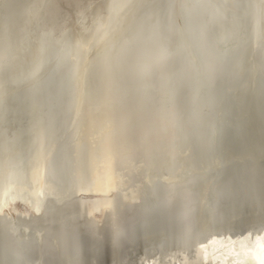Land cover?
<instances>
[{
    "label": "water",
    "instance_id": "95a60500",
    "mask_svg": "<svg viewBox=\"0 0 264 264\" xmlns=\"http://www.w3.org/2000/svg\"><path fill=\"white\" fill-rule=\"evenodd\" d=\"M37 1L28 0L27 6ZM141 7L142 13H137L132 21L134 27L116 45L119 57L114 60V68L104 65V62L97 64L87 86L89 88L90 85V89H86L83 109L115 116L114 110L124 111L120 97L127 99L135 95L140 98L141 108H135L136 103H132V107L130 103L127 108L130 116H134L133 109L147 114L142 116V131L149 154L135 150L136 145L132 142L137 136L130 138L133 135L130 130H135L134 125L137 124H131V129L127 130L128 137L122 141L134 148V160L141 172L140 175L134 171L127 172L128 184L120 185L122 190L116 189L122 193L116 196L115 211L101 225L86 223L90 214L83 210L85 202L73 204V195L68 192L69 188L80 190L105 178L99 172L101 170L88 165L93 155L90 156L88 152L92 145L87 136L82 140V151L83 148L88 151L79 157L74 155V151L70 153L76 133L71 93L55 68L39 80L48 63L65 60L61 62L64 64L69 55L76 52V37L65 40L61 30L65 25L55 23L51 7L45 6L42 11L35 8L27 10L31 19L27 20L26 29L19 31L17 47L12 45L13 42L8 44L11 54L17 51L24 62L29 54L35 52L38 56L19 64L24 70L20 74L14 71L11 61L3 54L0 83L6 80L2 85L9 84L16 88L38 83L0 102V145L8 149L11 163L23 170L35 164L38 153H46L45 167L56 199L53 208L71 211L69 223L73 225L74 236L73 244L66 243L62 237L57 241L59 232L53 227L57 216L50 213L53 209L50 207H47L49 218H46L53 224L47 229L35 224L26 228L22 223L0 220V264H46L49 259L62 258L68 252L76 256L79 264H92L84 259L82 251L95 254L97 262L105 264V259L101 258L104 248L101 240L105 233L112 230L117 241L131 245L128 255L133 256L131 252L138 243L143 247L142 250L136 248L138 253L156 243L186 244L201 232L264 217V160L260 159L264 157V144L261 150L253 144L251 140L256 137L245 131L249 122L245 126L230 123L236 119V113L241 112L239 117L246 120L250 118L259 123V119L258 135L264 134V35L258 36L262 19L254 0H142L133 10L138 12ZM88 10H92L91 7ZM99 20L100 14L96 12L88 11L81 16L80 22L87 24L85 28L83 26L84 33L92 32ZM13 25L11 31L16 35L15 30L23 22L19 20ZM138 42H142L141 46ZM128 67L131 77L125 70ZM104 88L108 90L106 94L99 91ZM149 89L161 94L150 97L146 91ZM110 94L114 98L109 97ZM243 96L251 97L250 113L237 111L245 105L242 104ZM162 98L166 101L162 102ZM232 101V104L229 103ZM9 103L15 106L10 111ZM26 105L28 109H35L36 118L29 112L22 115ZM107 108H110L108 112ZM158 118L165 120V128L168 122L172 135L159 134L164 130ZM20 129L22 131L15 135ZM115 129L122 131L120 123ZM125 129L124 125L123 131ZM5 130L10 135L5 134ZM53 138L58 140L56 146L46 148V143ZM103 138L99 147L106 150L105 142L112 137L104 135ZM250 146L260 150V153L257 150L258 162L249 158L252 160L242 166L226 165L225 154L227 156L230 152L227 149L245 154ZM185 153L195 160L192 166L190 160L178 164L179 160L184 161ZM81 158L80 169L85 174L93 176V170H97L93 176L95 180L79 176L77 162ZM163 158L166 159L165 165L162 164ZM123 164L125 160L114 163L120 168ZM215 164L218 168H215ZM162 168L165 172L183 177L180 182L170 181L167 186L161 180L151 183L142 180L143 173L149 175L150 171L158 172ZM207 178L216 182L218 189L222 190V193L218 192L220 198L217 201L220 203L226 201L230 204L231 200L236 203L238 192H247L261 201L257 206L244 208L231 204V209H239L234 213L238 215L225 214L220 209L216 210L217 206L210 201L212 194L206 191L205 186L199 185L201 180ZM125 192L135 193L133 196L136 197L128 203ZM60 195L66 198L58 199ZM77 221H80V225ZM22 233L27 238L20 237ZM61 240L63 242L58 246ZM52 241L58 242V248L53 247ZM202 249L200 261L205 262L213 251L208 244H204ZM35 255L39 263L29 262ZM249 256L256 264H264V242L246 248L227 245L212 260L208 258L207 264H239L240 257ZM130 259L126 258L123 264ZM157 259L149 264H161Z\"/></svg>",
    "mask_w": 264,
    "mask_h": 264
},
{
    "label": "bare ground",
    "instance_id": "6f19581e",
    "mask_svg": "<svg viewBox=\"0 0 264 264\" xmlns=\"http://www.w3.org/2000/svg\"><path fill=\"white\" fill-rule=\"evenodd\" d=\"M141 1L142 0H38L36 4L28 7V0H0V21L2 22L0 23V62L3 58V54H5L4 57L9 58L16 73L21 74V71H24L21 65L25 64L26 60H33L38 56L35 52L29 54L25 57L24 62L21 60L22 56L20 57L17 51L11 54L7 48L8 44L11 45L12 42V45L17 47L16 41L19 31L26 29V23H28L27 20L31 19L27 10L35 8L42 11L45 6H50V11L53 13L55 23L65 25V28L61 29L64 33L65 40L73 38V36L76 37V52L71 53L67 62L64 64L61 62H64L65 60L48 63L49 66L43 70L42 76L39 80H42L49 72L53 71L54 68L60 74V80L64 79V83L67 85L68 91L71 93L70 96L72 98H70V101H72L73 105L72 114L75 116L74 122L76 125V133L74 135L73 145L70 148V153L74 151V155L77 157H79L78 155L81 156L83 152L86 153L88 149L83 148L82 151V140L88 138L90 140V144L92 145L88 152L90 156L93 155V157L88 161V165L96 168L97 170H101L99 172H102L105 175L104 179H98V181L89 187H84L80 190H74L72 188L68 189V192L73 195L72 198L74 199L71 201L73 204H76L77 201L85 202L83 210L90 214L86 223L92 222L96 225L106 223L107 219L115 211L114 203L117 202L116 196H118V193H122L121 191H116V189L118 188L119 190H122L120 185L126 186L129 182L127 172L134 171L137 175H140V167L134 160L135 150H138L141 154H144L145 152H148L149 154V147L144 143L145 138L144 132L142 131V128H144L142 125L144 122V120L142 121V116L147 114L144 113V111L142 112L138 109H133L132 114H134V116H130V111H127L128 106L132 103H136L135 108H141L139 96H128L127 99L129 98V100H127L124 96H121L120 98L124 104V111L118 112V110H114L115 116H108L107 113L105 114L104 112L99 111L95 112L89 108L83 109L85 99L87 98V91L90 89V85L89 88L87 86L92 80L91 77L93 76L94 67L97 64L104 62V65H108L111 69L114 68V60L119 57L118 51L115 50L116 45H118L120 40L125 38L134 27L135 24L132 23V21L137 17V13H139V15L142 13L143 7H141L138 12L133 10V7L137 6ZM254 3L262 19V24L258 29V36L260 37L264 35V0H254ZM90 7L92 10H88ZM88 11L90 13L96 12L100 14V20L92 32L85 34L84 28L87 24L83 22L81 23L80 20L81 16L86 14ZM19 20H22L23 25H20V27L15 30L16 35H13L14 31H11L12 25L14 24L13 26H15ZM141 44L142 42H138V45L141 46ZM3 46L5 48H3ZM4 49H6V51H4ZM125 70L127 71L128 76L131 77L132 73L130 72V68L128 67ZM5 82L6 80L0 83V85ZM35 83L38 82H32L21 87L17 86V88L16 86H11L9 84L2 85L0 87V102L17 94H21L24 90H27L28 87L35 85ZM91 90L95 91V88H92ZM99 91L106 94L108 90L104 88ZM146 91L148 94L150 93V97L153 94H161L160 92H154V90L150 89ZM109 97L114 98L112 94H110ZM243 98L245 99L244 103L242 101V104L245 105L237 111H252L250 109L252 108L253 103L251 97L243 96L242 99ZM165 101L166 100L163 99L162 102ZM229 103L232 104L233 101ZM133 104L132 107L134 106ZM176 104L178 103L176 102ZM244 106H246L245 109ZM12 107H15L14 104L9 103V111ZM109 109L110 108H107L106 112H108ZM34 110L35 109H28L26 105L23 108V112L25 113L22 115H26L27 112H29V115H34ZM240 113L241 112L236 113V119L234 118V120L230 122L231 124L245 126V124L247 125V122H251L250 118L246 120L239 117ZM34 117L36 118V115H34L33 118ZM254 117L256 118V116ZM135 119L136 121H134ZM257 120L259 123L261 122L259 119ZM148 121L149 120L146 122ZM158 121L163 126L162 130H164L159 134L172 135V132L168 128V122L166 121L165 128V120L163 118H158ZM119 123L122 131L115 129L119 126ZM131 124H137L138 126L134 125V132L130 130L133 134L130 138L137 136L133 138L134 142H132L134 146L136 145L135 150L132 146L130 147L127 143L122 141L124 137H128L127 130L132 126ZM124 125L126 129L123 131ZM253 126L255 125L253 124ZM245 129V131L248 132L251 130H249L248 127H245ZM21 131L22 129L17 131L15 135ZM4 132L5 134L10 135L8 130H5ZM249 134L251 133L249 132ZM104 135H110V137H112L105 142L106 150L99 147L104 139ZM263 135H260L261 140H251L253 144L258 145V149L260 150L264 144ZM53 139L49 141L51 143H46V148L51 149L53 146H56L58 140ZM25 141L26 139H24L23 143H25ZM26 144L28 143L26 142ZM258 149L254 146H250L245 154H241L237 150L227 149V152H230H228L227 156L225 154L226 165L242 166L252 160H248L249 158H253L254 162H258L257 159L259 157H256ZM260 150H258V153H260ZM252 154L254 156H252ZM72 157L74 158V156ZM238 157L243 159L238 160ZM45 158V152L38 153L35 164L29 169L23 170L11 163L12 159L8 153V149L0 145V220L22 223L26 228L30 227V224H35L41 228L44 227L45 229L52 227L53 223L51 224V220H47V218H49V216L47 217V207L53 208L56 206V199L51 190L53 183L48 179V169L45 167ZM260 159L263 161L264 157H261ZM118 160H125V164L121 165V168L114 165V163ZM188 160H190L191 166L195 162L193 158L185 153L184 161L181 159L178 161V164L182 165ZM162 161V164L165 165L166 159L163 158ZM82 162V158L77 162L79 176H84L89 180L93 179L97 170H93V176L85 174V172L80 169ZM215 165V168H218L217 164ZM163 170L164 168H162V171L159 169L158 172H155V170L153 172L150 171L149 175H144L143 173L142 180L146 183L161 180V183L167 186L170 181H179L181 180L180 178L183 177V175L172 174ZM199 185L202 187L205 186L207 188L206 191L212 194V199L210 198V201L214 203L213 205L217 206L216 210L220 209V211L225 214H234L239 212V209H231V204L237 205L239 208H244L245 206L250 205L257 206L259 205V201H261H258L257 198L250 196L247 192H238L236 195V203L232 202V200L230 204L225 203L226 201L220 203V201H217L220 198L218 192L222 193V190L218 189L219 187H217L218 184L216 182H212L207 178L201 180ZM126 191L128 190L126 189ZM139 191L141 192V190ZM125 193V199L128 203L136 197L133 196L135 193ZM136 194H139V196L142 195L141 193ZM57 198L62 200V198H66V196L60 195L57 196ZM50 213L57 216L56 225L53 224V227L58 229L59 232L57 241H59V238L62 237V240L66 241V243L71 242L70 244H73V225L69 223L71 211L68 209L58 208L56 210L53 208ZM236 215L238 214H234L232 216ZM77 223L80 225V221H77ZM77 228L80 229L79 226ZM79 231H81V229ZM103 236L104 237L101 242L104 248L102 249L103 252H101V258L105 259V264H123L126 258H131L126 262V264H140L146 261H148L146 264H149L151 260H158L157 258L160 259L161 264H207L208 258L212 260L211 258L219 251L225 249L227 245L229 247L236 246L237 248H246L264 242V217L257 220H248L243 224L231 225L215 230L201 232L198 236L194 237L186 244L174 243L165 245L163 243H156L154 245H149L146 250L138 253L136 248L140 247L141 250L143 249L142 244L138 243L134 246L135 250L131 252L133 256H130V253L128 255L130 248H132L131 245H124L117 241L115 239L114 230L109 231L108 234L105 233ZM20 237L25 238V233L20 234ZM62 240L59 243L52 241L53 247L58 248L57 243L58 246H60V243L63 242ZM204 244H208L213 251L209 256L207 255L208 257H206L205 262L200 261V253L204 249H202ZM50 247V245L47 246L49 249ZM189 250L192 251L189 252ZM179 251L181 253H177ZM82 252L84 253V259L88 260V262L92 264H101L97 262L98 260L95 254L86 253L85 251ZM203 258H205V255H203ZM239 261H241L239 264H256V261L250 256L247 258L240 257ZM29 262L39 263L38 256L35 255ZM46 264H79V261L74 254L68 252L62 258L49 259Z\"/></svg>",
    "mask_w": 264,
    "mask_h": 264
},
{
    "label": "rangeland",
    "instance_id": "374dc122",
    "mask_svg": "<svg viewBox=\"0 0 264 264\" xmlns=\"http://www.w3.org/2000/svg\"><path fill=\"white\" fill-rule=\"evenodd\" d=\"M250 123V124H249ZM248 123V128H249V132L253 135V136H255V137H257L256 139H260L261 140V136H259L258 135V130H259V127H260V124L259 123H257L256 121H254V120H251V122H249ZM256 123V124H255ZM253 124L256 126H253ZM250 125H252V126H250ZM237 159H239V160H242L243 158H237Z\"/></svg>",
    "mask_w": 264,
    "mask_h": 264
}]
</instances>
